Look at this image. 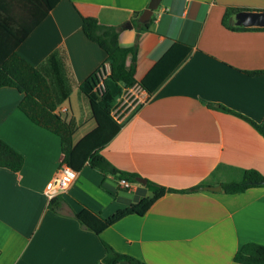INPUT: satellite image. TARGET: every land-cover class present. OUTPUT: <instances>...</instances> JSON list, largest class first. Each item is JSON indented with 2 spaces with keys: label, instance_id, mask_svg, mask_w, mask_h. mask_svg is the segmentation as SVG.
Wrapping results in <instances>:
<instances>
[{
  "label": "crops",
  "instance_id": "obj_1",
  "mask_svg": "<svg viewBox=\"0 0 264 264\" xmlns=\"http://www.w3.org/2000/svg\"><path fill=\"white\" fill-rule=\"evenodd\" d=\"M149 2L60 0L18 44L34 64L54 51L64 56L73 87L56 111L66 107L60 114L75 122L74 142L96 126L79 86L100 66L110 70L104 50L84 33L82 15L120 28L131 20L119 36L130 46L134 19ZM228 6L264 10V0H162L153 12L140 34L135 76L155 69L158 86L152 93L139 83L128 88L139 98L127 104L121 129L102 148L116 166L175 188L225 179L239 168L264 174V136L248 120L208 105L264 119V74L252 72L264 69V28L226 26ZM230 21L236 24L235 15ZM23 97L15 87L0 88V136L25 156L18 171L0 167V264H98L107 252L103 240L147 264H243L235 252L247 241L264 243V185L238 193L167 192L144 214L127 215L98 235L74 215L77 199L110 215L143 190L139 181L120 187L116 176L86 161L62 193L61 212L54 211L47 188L62 163L61 139L19 108ZM218 165L223 172L214 176Z\"/></svg>",
  "mask_w": 264,
  "mask_h": 264
},
{
  "label": "trees",
  "instance_id": "obj_2",
  "mask_svg": "<svg viewBox=\"0 0 264 264\" xmlns=\"http://www.w3.org/2000/svg\"><path fill=\"white\" fill-rule=\"evenodd\" d=\"M59 2L60 0H14V3H9L7 0H0V88L10 86L23 92L24 97L19 103V108L36 124L60 136L62 163H67L79 170L88 161L92 167L105 173L113 174L117 178L125 177L131 182H138L137 172L116 166L102 153V148L123 125L112 112L123 91L136 83H139L148 93H152L158 86V79H151L155 69L141 80L135 76L140 34L149 28L152 19L142 23L135 18L137 29L135 42L133 45L124 46L120 43L121 28L119 25L103 23L93 15H82L83 31L104 50L110 64V71L103 78L101 86H98L99 68L80 84L81 92L89 100L96 126L78 142H74L75 122L66 119L56 111L57 105L69 96L73 87V80L64 56L59 51H54L40 64H34L17 49L18 44ZM242 9L249 8L228 6L223 17L224 24L231 28H264V26L238 25L230 21ZM252 72L264 74V69ZM208 105L248 120L264 136V119L257 121L219 102L210 101ZM24 162V154L0 136V167L18 171ZM223 168V165H218L213 175L223 172ZM259 180H264V174L256 168H239L235 174L226 175L225 179L208 178L187 188L170 187L147 178L146 183H140L143 190L140 199L118 208L114 213L103 215L77 199L81 207L74 211V215L83 225L100 235L104 229L127 215L144 214L158 198L167 192L196 191L204 185L219 183L226 192L238 193L251 186L264 185L255 182ZM146 191H150V194H146ZM64 201L66 199L60 193L50 199L49 206L54 211L61 212ZM103 243L107 251L101 260L104 264H116L122 260L131 264H147L139 257L117 250L106 240H103ZM234 260L243 264H264V243L245 242L235 252Z\"/></svg>",
  "mask_w": 264,
  "mask_h": 264
},
{
  "label": "built area",
  "instance_id": "obj_3",
  "mask_svg": "<svg viewBox=\"0 0 264 264\" xmlns=\"http://www.w3.org/2000/svg\"><path fill=\"white\" fill-rule=\"evenodd\" d=\"M109 71L110 70L103 65L99 67L98 74L100 77V81L98 86L103 85V78L107 75ZM128 88H126L123 93L119 96V99L113 107L112 112L116 118H119V116L122 114L129 102L139 98L136 92L129 91ZM62 110H66V107L60 108L57 112L60 113ZM77 174L78 172L75 168H73L67 163H61V165L58 167L55 176L53 177L52 181L50 182L47 188L48 196L52 198L57 194L66 192L71 186V184L75 181ZM132 183L133 182L129 181L125 177L118 178V184L122 188H130L132 187Z\"/></svg>",
  "mask_w": 264,
  "mask_h": 264
},
{
  "label": "water",
  "instance_id": "obj_4",
  "mask_svg": "<svg viewBox=\"0 0 264 264\" xmlns=\"http://www.w3.org/2000/svg\"><path fill=\"white\" fill-rule=\"evenodd\" d=\"M162 0H150L148 6L142 11L139 16L141 22L148 21L153 12L159 8ZM236 24L245 26H264V10L259 9H242L235 14ZM133 23L131 20H127L121 25V28L132 27ZM141 183H146L147 178L143 176H137L136 178ZM256 183L264 184V180L255 181ZM210 190H220L221 184H208L203 186ZM98 264H104L99 262Z\"/></svg>",
  "mask_w": 264,
  "mask_h": 264
},
{
  "label": "rangeland",
  "instance_id": "obj_5",
  "mask_svg": "<svg viewBox=\"0 0 264 264\" xmlns=\"http://www.w3.org/2000/svg\"><path fill=\"white\" fill-rule=\"evenodd\" d=\"M89 123V120H86L81 126H80V131L85 129L83 128L85 125H87ZM79 133V132H78Z\"/></svg>",
  "mask_w": 264,
  "mask_h": 264
}]
</instances>
